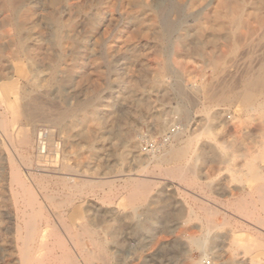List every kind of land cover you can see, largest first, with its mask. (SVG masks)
I'll list each match as a JSON object with an SVG mask.
<instances>
[{
  "label": "rangeland",
  "instance_id": "obj_1",
  "mask_svg": "<svg viewBox=\"0 0 264 264\" xmlns=\"http://www.w3.org/2000/svg\"><path fill=\"white\" fill-rule=\"evenodd\" d=\"M161 1L157 10V0H74L75 79L65 96L56 81L49 92L20 94L31 69L49 67L55 53L36 51L32 66L1 42L15 75L0 80V264H24V253L27 264H264V96L233 98L264 63V0ZM224 2L245 10L247 28L216 27L227 19ZM31 97L59 109L100 100L101 108L62 131L27 121ZM25 127H33L28 147L19 141ZM36 131L52 143L41 158ZM242 203L260 209L242 213Z\"/></svg>",
  "mask_w": 264,
  "mask_h": 264
},
{
  "label": "bare ground",
  "instance_id": "obj_2",
  "mask_svg": "<svg viewBox=\"0 0 264 264\" xmlns=\"http://www.w3.org/2000/svg\"><path fill=\"white\" fill-rule=\"evenodd\" d=\"M73 1L74 0H0V14L2 15V20L0 22V29L6 28V27L9 28V30H7V33L5 35L0 36V80H8L11 78V76L15 75L14 69L9 64H7L4 60H2L4 49H6V48H4L5 44L1 45V42H3V40H7L5 43L9 44V46H10V49H11L10 55L12 56V58L14 60H25L29 64H31L32 66L35 64V61H36L35 55H34V53L36 51H43L44 48H46V49L48 48V51L53 50L55 53V55L53 56V59H51V60L49 59L51 62L49 64V67H47L45 69H42V67H35V68L33 67L31 69V71H30L31 76H32V83L30 84L31 86L26 87V88H19L18 90H19L20 94H22L23 96L26 97V96H32V95H34L38 92H41V91L49 92V90L51 89V85H52L53 81L57 82V86L55 89L56 93H58L60 95H64V96L66 94L70 93V85L72 84L73 79H75V77H74V62L72 63V61H74L73 56H72L74 53L71 50L75 46V40H76L75 39V37H76V35H75L76 31L75 30H76V25H77V22L74 20V17H73V9L75 6ZM238 2H240V1H238ZM233 4H229L227 2L222 3V6H221L222 10H219L218 12L225 11L227 19L225 21L217 22V24H216L217 28L224 29V30L228 29V28L240 30V29H244L243 27H245V26L247 28V21H245V19H244L245 10H242L241 7H239L237 5L234 6ZM161 6H162V1L157 0L156 9L159 10ZM246 13L248 14V11ZM63 16H67V19L65 20ZM78 17H79V15H78ZM98 22H99V20H98ZM250 23L251 22H249V24ZM260 27H261L260 30H262L261 41L264 42V19L260 23ZM251 30H253V29H251ZM253 31H256V29ZM69 51H70V53H69ZM84 53H86V52H84ZM86 56H87V54H86ZM67 58L70 59V61H69L70 63L69 62H67L66 64L63 63V61H65ZM262 64L263 65H262L261 70L259 69L260 73L258 74V72H256L257 73L256 76L247 80L244 83V91L242 93L234 96L233 97L234 99L240 100L244 104H248V103L252 102L253 99L255 101V98L258 95L264 96V63H262ZM64 65H65V67H64ZM76 67H78V66H76ZM248 76H250V75H248ZM247 79H248V77H247ZM195 89H196V87H195ZM192 90H193V88H192ZM178 92L183 93L181 87H178ZM238 92H240V91H238ZM31 99L32 100L30 103H25L23 106L25 108V113H28L26 115L27 121L30 124H32V123H35L36 120H38V118H39V120L49 122L50 124L61 129L62 131H66L68 129V127L70 126V125H68V123H69L68 121L75 118L78 115V113L79 114L82 113L84 117L89 118L91 115L87 116V113L84 112V111H86V109H89L91 111V114H92V116L90 118H92L94 116V114L98 110H100L98 108L101 106L100 100H98V101L87 100L85 102L77 103L74 107H68L66 105L64 109H59V108H55V106L42 105L38 101L33 99V97H31ZM263 104H264V101H263ZM83 116H82V118H83ZM103 120L104 119H102L101 121H103ZM30 124H28V125H30ZM97 124H100V122H98ZM0 125L4 128L7 127V121L1 113H0ZM32 131H33V127L32 128L25 127L20 131L21 137H20L19 141L24 147L30 146L31 141H32V133H33ZM92 131H90V132H92ZM182 132L176 133L173 137L175 138V137H178L179 135L181 136ZM48 142H51L49 140V134L48 133H46L45 131H36L34 150L37 149V151L39 153V158L44 157L43 156L44 153H46L49 146L52 145V143L48 144ZM167 152L170 153L172 155V157H175V158L181 156V153L177 149H171V148L169 151H168V149L165 150L162 155H165ZM162 155H160V156H162ZM155 158H157V157H155ZM159 158H161V157H159ZM67 167H68V165H67ZM11 169H12L13 181L15 183H17L20 186V188H22L21 190L23 191V193H22L23 195L25 194V195H31L32 196L31 198L33 200H31L32 203H30V204H34L33 203L34 197L32 194V190L27 188V185L23 180H20L17 169L16 168H11ZM254 176H255V174H254ZM144 188H145V186H144ZM258 190L262 194L259 196V197H261V198H259V201L261 199V204H262L261 210L264 212V186L263 185L260 186L258 188ZM136 192H138V191H136ZM240 199H238V200H240ZM242 200H244V199H242ZM26 202H28V201H26ZM238 202H240V201H238ZM243 203H242V205L237 206V209L241 212L246 211L249 208V207H246V205H247L246 202H245L246 205H243ZM254 204H255V202H254ZM258 207L249 208L248 210L252 211L255 208L257 210H259L260 208L258 209ZM252 214H254V213H252ZM260 216L262 217V214ZM263 217H262V219H263ZM24 222H26V221L24 220ZM26 225H27L26 227L28 229V233L30 235H33L36 231L34 223L31 222V220L30 221L28 220ZM27 229H26V231H27ZM258 229H260V228H258ZM38 232H39V230H38ZM29 234H27V235H29ZM44 235L46 236V234H44ZM46 237H44V238H46ZM79 237H80V235H79ZM83 249H84V246H83ZM27 252H29V251H27ZM30 255H29V253L28 254L24 253L22 255V257H23L22 261L24 264L28 263L27 261H28V259H30ZM89 255H90V253H89ZM45 260H47V259H45ZM72 260L73 259H71V261ZM56 261H58V259ZM67 261H68V257H67ZM41 262H44V261H41Z\"/></svg>",
  "mask_w": 264,
  "mask_h": 264
},
{
  "label": "built area",
  "instance_id": "obj_3",
  "mask_svg": "<svg viewBox=\"0 0 264 264\" xmlns=\"http://www.w3.org/2000/svg\"><path fill=\"white\" fill-rule=\"evenodd\" d=\"M176 132V128H173L169 133H168V135H166L165 136V138H164V142H169V140H170V138H171V136L173 135V133H175ZM155 146L156 145H150V146H146L145 148H144V151H146V152H152L153 150H155L156 148H155Z\"/></svg>",
  "mask_w": 264,
  "mask_h": 264
}]
</instances>
